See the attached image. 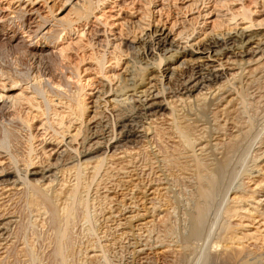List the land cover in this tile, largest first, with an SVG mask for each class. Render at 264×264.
Wrapping results in <instances>:
<instances>
[{
    "label": "bare ground",
    "instance_id": "1",
    "mask_svg": "<svg viewBox=\"0 0 264 264\" xmlns=\"http://www.w3.org/2000/svg\"><path fill=\"white\" fill-rule=\"evenodd\" d=\"M93 9L94 0H76L74 21H87ZM249 23L188 47L153 26L141 42L143 61L132 62L131 83L122 77L95 96L97 108L110 110L105 120L96 110L87 117L81 83L71 91L68 80L59 81L62 90H49L35 76L41 113L66 99L62 111L52 110L58 127H47L61 145L53 154L42 148L44 159L35 161L30 144L20 168L18 153L9 151L12 134L2 130L0 148L10 161L0 166V200L18 195L23 204L0 207V264H76L78 254L82 261L106 260L119 243L131 259L168 252L190 264H264V121L255 126L239 117L246 87L264 75V31ZM133 42L118 46L116 66L136 49ZM96 62L103 73V58ZM103 75L109 83L116 78ZM107 92L114 96L101 104ZM180 182L189 196L181 211L185 231L169 241L184 202L177 197ZM78 226L89 237L83 246L73 233ZM110 231L116 235L108 237Z\"/></svg>",
    "mask_w": 264,
    "mask_h": 264
},
{
    "label": "rangeland",
    "instance_id": "2",
    "mask_svg": "<svg viewBox=\"0 0 264 264\" xmlns=\"http://www.w3.org/2000/svg\"><path fill=\"white\" fill-rule=\"evenodd\" d=\"M75 2L76 0H0V135L4 129L11 132L9 151H14L15 155L18 153L16 156L20 161L17 165L20 168H23L22 159L27 155L30 144L35 149L33 154L39 155L35 161L44 159L42 148L47 153L53 154L61 145V143L56 145L54 140L58 135L53 134L52 129L47 127L50 122L58 127L55 124L57 117L52 110L56 108L62 111L64 106L62 102L66 99L61 97L62 102L54 105L53 109L46 113L47 115L41 113L36 103L43 99L34 91L35 76H39L38 79L49 90L55 88L62 90L55 86L59 81L68 80V88L71 91L76 90L75 87L77 88L81 83L85 86L87 117L89 118L93 110H96L101 113L95 114L105 120L111 118L110 110L102 105L97 108L94 104L95 96L98 92L109 88V85L115 87L117 80L123 79L122 77L130 80L131 73L135 71L133 63L143 61L141 42L153 26L165 29L166 32L170 31L175 42L186 47L216 34L238 31L249 25L251 21L254 24L251 30L264 31V0H94L93 13L89 15L87 21L79 20L80 22L74 21ZM245 10L251 11V21L242 19L241 13ZM68 21L72 26L63 31ZM130 41H134L136 49L123 53L120 63L116 66L113 57L121 54L118 46L123 47V43ZM100 58L104 61L103 73L96 62ZM158 73L152 72L155 75ZM103 74H115L116 78L109 83ZM263 76L246 87V107L244 106L242 111L245 110L241 111L242 113L239 112L241 120H250L255 126H259L264 121ZM50 82L54 85L49 84ZM129 82L131 83V80ZM156 84L160 85L157 81ZM165 90L167 91L166 85ZM127 92L131 93V91ZM47 95L54 102L58 100V96L52 91ZM103 95L100 96L101 100L99 99L101 104L105 98L114 96L112 92ZM8 154L0 148V166L7 165L10 161ZM176 191L179 192H176L179 194L176 195L179 196L178 198L181 197L180 201L188 199V187L182 185V182L179 183ZM17 196L13 195L12 201L7 198L1 199L0 207L7 208V211L13 208L19 210L20 204L23 203L17 200ZM185 201L181 202L178 211L176 210L179 216L173 214L175 227L171 235L166 237L169 241H176L174 240L176 231H185V215L181 212L184 211L183 207L188 206L186 205L188 200ZM97 211H94L99 222L97 225L102 226L103 220ZM19 213L16 215H20ZM163 213L158 211L157 218L159 219V215ZM76 228L73 233L74 236L76 235L77 245L83 246L86 242L85 237L86 239L89 237L84 235L81 226ZM112 235L115 236L116 233L111 232L108 237ZM92 238L93 236L90 239ZM199 242L198 248L202 246L203 240ZM150 243L153 245V241ZM126 247L124 243L116 244L115 248L108 250L106 260L84 257L82 261V255L78 254L76 257L80 261L75 259L77 262H74L76 264H190L183 257L176 256V258L168 252L163 255L149 254V258L147 255L146 259L144 257L131 259ZM215 261L217 263L213 262V264H222L220 260Z\"/></svg>",
    "mask_w": 264,
    "mask_h": 264
}]
</instances>
